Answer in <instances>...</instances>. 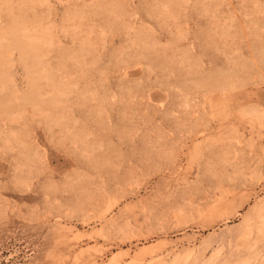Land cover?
<instances>
[{
	"label": "rangeland",
	"instance_id": "rangeland-1",
	"mask_svg": "<svg viewBox=\"0 0 264 264\" xmlns=\"http://www.w3.org/2000/svg\"><path fill=\"white\" fill-rule=\"evenodd\" d=\"M0 264H264V0H0Z\"/></svg>",
	"mask_w": 264,
	"mask_h": 264
}]
</instances>
